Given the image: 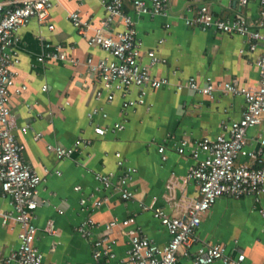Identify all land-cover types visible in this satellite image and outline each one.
I'll list each match as a JSON object with an SVG mask.
<instances>
[{
    "label": "crops",
    "instance_id": "obj_1",
    "mask_svg": "<svg viewBox=\"0 0 264 264\" xmlns=\"http://www.w3.org/2000/svg\"><path fill=\"white\" fill-rule=\"evenodd\" d=\"M204 4L221 17L242 14L256 22L263 20L258 0H250L246 5L240 0H171L167 15L137 18L138 35L143 40L142 61L148 63L147 52L154 49L164 61L155 65L151 72L168 77L171 83L149 91L143 104L128 107L125 114L124 99L119 93L112 102L107 101L106 90L100 99L96 98V92L102 87L94 81L86 65L88 56L94 61L109 56L88 42V37L95 33V28L106 16L101 0H58L47 21L34 18L18 31L14 51L20 59L13 66L18 73L15 87L26 84L28 88L13 95L12 108L17 118L15 132L25 145V160L44 178L39 186L40 204L35 222L38 227L36 244L47 261L99 264L93 257V238H84L76 231L77 225L90 216L103 224L114 218L122 220L135 216L136 225L164 246L170 240L168 230L140 203L151 204L156 199L158 206L172 211L168 182L173 174L178 178L173 191L177 198L198 197L194 181L185 184L181 181L196 161L188 152L178 153L175 145L186 135L194 139L216 137L223 132L225 123L241 116L246 101L241 95L211 98L189 88L176 91V83L196 76L201 83L208 78L215 81L236 78L241 85L257 87L260 70L256 59L261 52V48L249 51L244 36L188 26L185 17L194 14L189 8L196 10ZM126 5L133 11L132 0H127ZM72 11H80L82 18L91 22L92 28L86 35L81 34L67 17ZM120 28L119 25L113 27L114 30ZM261 30L264 33V26ZM47 43L64 44L67 54L78 58L79 64L53 59L38 63L37 58L48 51ZM45 85L47 90H44ZM137 97L134 89L127 98ZM96 107H103L108 117L99 115L93 123L87 114ZM117 122H124L125 128L113 131L111 127ZM97 123L110 128L105 135L95 133ZM26 124L31 129L23 133L21 127ZM263 131L264 121L250 128L248 149L257 146V138ZM36 132L43 133L40 140L34 139ZM79 136L93 142L72 158L60 160L48 149L49 144L71 146ZM166 141L168 158L164 161L159 145ZM116 152L128 160L127 165L137 169L131 186L138 198L123 201L113 195L101 209L94 212L83 209L82 192L77 191L76 186L81 185L86 195L103 196L104 191L99 189L93 171L118 172ZM238 161L251 163L246 155L240 156ZM81 163H87L91 170ZM4 211H12V206L0 190V249L7 256L19 247L20 227L14 221L4 225L1 214ZM51 224L55 233L48 230ZM102 233V228L96 230L94 238ZM112 235L118 240L117 257H124L129 248L128 236L120 227L115 228ZM199 235L208 243L225 244L228 253L234 256L240 247L246 253L245 264H264V194L259 198L220 197L203 216ZM178 264L192 263L181 257Z\"/></svg>",
    "mask_w": 264,
    "mask_h": 264
},
{
    "label": "built area",
    "instance_id": "obj_2",
    "mask_svg": "<svg viewBox=\"0 0 264 264\" xmlns=\"http://www.w3.org/2000/svg\"><path fill=\"white\" fill-rule=\"evenodd\" d=\"M249 1L240 0L242 5ZM258 1L262 7L261 22L242 14L233 18L221 17L216 15L208 4L201 5L196 10L189 8L194 14L185 17L188 26L241 35L247 38L249 51L255 52L261 48L256 59L260 70L259 85L254 88L247 87L241 85L236 78L221 81L208 78L201 83L196 76L176 83V91L189 88L211 98L217 95H241L246 101L245 108L238 119L225 123L223 132L216 137L194 139L186 135L175 145L178 153L188 152L196 161L181 181L183 184L194 181L198 197L177 198L173 191L178 185V178L173 174L168 182V201L172 205V211L158 206L156 199L151 204L140 203L144 210L152 211L153 216L168 230L170 240L166 245L160 246L149 238L142 228L136 225L135 216L122 220L114 218L104 224L90 216L77 225L76 231L84 238H93V257L99 264H178L181 257L188 259L192 264H212L218 261L223 264H245L246 253L243 249L237 247V254L234 256L228 253L225 244L204 241L199 235V228L205 213L220 197L259 198L264 194V131L257 138V146L248 149L250 128L264 121V33L261 30L264 26V0ZM126 2L127 0H101L106 16L95 28V33L88 37V42L104 50L109 56L99 61H94L92 56L86 59L88 71L93 75L94 81L102 87L96 92V98L100 99L106 90L107 101L112 102L119 93L124 99V114L128 107L143 104L149 91L171 83L166 76L152 74L151 69L164 61L154 49L147 52L149 62L142 61L143 40L137 30V18L142 15H167L171 0H132L133 11L127 8ZM57 3L58 0L0 1V190L2 196L9 198L12 206V211H4L1 214L4 225H10L14 221L20 227L18 249L7 256L0 249V264H58L47 261L36 244L38 227L35 220L40 204L38 192L44 178L25 160V145L15 132L17 118L12 108L14 93L21 94L28 88L26 84L15 87L18 73L13 66L20 59L14 51L16 35L34 18L40 22L47 21ZM67 17L83 35L92 28L91 22L83 19L80 11L69 12ZM115 25L121 28L114 30ZM166 26L169 27L170 24ZM50 28L54 29V26L50 25ZM46 48V54L37 58L38 63H46L47 59L71 62L74 65L80 62L78 58L67 54L62 43H47ZM134 89L137 90L138 97L127 98ZM44 90H47V85ZM99 115L106 118L108 112L103 107H96L87 114L93 123ZM124 128V122H117L111 127L113 131ZM30 129L29 124L21 127L23 133ZM109 129L101 123L94 126L95 133L101 136ZM42 137V132H36L34 135L35 140ZM92 142L90 138L79 136L71 146L49 144L48 149L55 152L58 159L64 160L72 158ZM166 144L167 141L159 145V152L164 161L168 158ZM242 155H246L251 163H240L238 160ZM115 156L118 172L93 171L96 181L100 184L99 189L104 191L103 196L97 197L95 193L86 195L81 185L76 186V190L82 192L80 203L83 209L90 212L101 209L113 195L123 201L138 198L137 192L131 186L137 169L127 165L128 160L120 152H116ZM81 164L89 169L87 163ZM117 227L122 228L128 236L129 248L121 258H118L115 252L118 240L112 235ZM101 228L103 233L94 238L95 231ZM48 230L51 233L56 232L53 224Z\"/></svg>",
    "mask_w": 264,
    "mask_h": 264
}]
</instances>
